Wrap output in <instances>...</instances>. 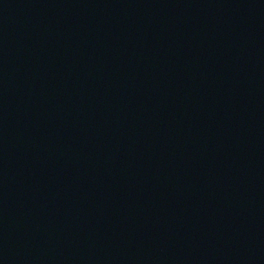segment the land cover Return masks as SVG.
I'll return each mask as SVG.
<instances>
[{
    "label": "water",
    "instance_id": "1",
    "mask_svg": "<svg viewBox=\"0 0 264 264\" xmlns=\"http://www.w3.org/2000/svg\"><path fill=\"white\" fill-rule=\"evenodd\" d=\"M0 264H264V0H0Z\"/></svg>",
    "mask_w": 264,
    "mask_h": 264
}]
</instances>
